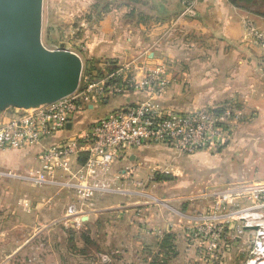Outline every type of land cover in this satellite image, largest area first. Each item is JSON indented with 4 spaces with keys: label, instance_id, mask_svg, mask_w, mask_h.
Listing matches in <instances>:
<instances>
[{
    "label": "crops",
    "instance_id": "0c3cea01",
    "mask_svg": "<svg viewBox=\"0 0 264 264\" xmlns=\"http://www.w3.org/2000/svg\"><path fill=\"white\" fill-rule=\"evenodd\" d=\"M183 1H115L88 36L87 56L97 59L101 70L123 64L137 81L144 78L146 68L161 66L168 88L160 103L172 111L238 103L242 114L255 118L252 126L256 133L243 136L259 138L258 163L264 178V44L251 40L245 28L251 20L264 34V4L261 9L253 7L259 0L241 5L229 0H198L195 15L182 16ZM126 10L135 12L127 17ZM139 13L146 15L145 22L138 19ZM144 99L145 93L135 90L108 95L39 145L0 149V207L16 221L13 228L0 230V250L12 252L6 256V264L12 257L25 258L31 250H36L34 258L28 257L31 264H213L209 258L215 255V247L191 234L193 227L204 222L201 212L209 210L211 201L207 197L186 198L179 194L186 189L174 188L193 184L190 179L178 177L177 172H193L195 161L205 156L203 151L183 154L165 144L131 149L128 157L116 161L110 170L115 184L123 190L89 200L79 228L66 216L74 193L62 183L82 166L79 157L86 155L72 156L67 167L54 171L52 182H33L39 187L32 194L38 206L28 215L25 211L26 184L21 179H32L42 168L43 149L62 144L97 118ZM10 117L7 110L0 112V121ZM127 167L129 170L124 172ZM156 168L171 176L149 184L153 194L161 195L159 199L131 194L136 181H146L145 175ZM11 186L17 187L18 194L9 192ZM12 200L11 207L8 202ZM32 215L37 219L33 231L26 223ZM228 230L224 264H234L240 255L246 258L243 245L250 233L246 229L234 242L229 239L234 231ZM90 245L98 248L97 256L87 249ZM165 254H169L167 260L162 259ZM104 255L109 257L107 262L103 261Z\"/></svg>",
    "mask_w": 264,
    "mask_h": 264
},
{
    "label": "built area",
    "instance_id": "2783aa9c",
    "mask_svg": "<svg viewBox=\"0 0 264 264\" xmlns=\"http://www.w3.org/2000/svg\"><path fill=\"white\" fill-rule=\"evenodd\" d=\"M197 2L184 0L182 16L195 15ZM245 28L251 40L264 44V34L253 21H247ZM127 71L125 65L118 64L98 77L94 70L86 73L83 62L80 82L74 92L39 106L14 107L12 112L8 111L10 119L0 121V149H29L64 130L89 105L108 95L130 90L145 93L144 100L97 118L79 135L40 153L42 168L31 179L39 185L52 182L54 171L67 167L70 157L86 155L82 166L62 183L74 193L66 216L73 219L72 223L78 228L83 226L84 206L89 200L96 195L123 190L115 184L110 170L116 161L126 159L131 149L165 144L183 154L218 152L230 144L241 120L242 113L236 108V102L194 111L167 109L160 103L168 88L161 66L146 68L141 81L129 76ZM119 79L121 82H116ZM128 170L129 167L124 172ZM243 191L248 194L251 205L239 214V218L244 221L243 228H252L256 233L253 253L257 255L246 264H264V183L248 186ZM221 233L222 227L213 223L197 225L191 230L192 235L211 243ZM108 259L107 255L103 256L104 262Z\"/></svg>",
    "mask_w": 264,
    "mask_h": 264
},
{
    "label": "rangeland",
    "instance_id": "374dc122",
    "mask_svg": "<svg viewBox=\"0 0 264 264\" xmlns=\"http://www.w3.org/2000/svg\"><path fill=\"white\" fill-rule=\"evenodd\" d=\"M115 1L122 2L125 0H43L41 41L44 47L50 51H54L59 49L62 44H65L67 49L81 57L86 67H99V61L97 59L87 56L86 41L88 36H91L95 31L100 16H103L107 8L115 5ZM261 5H263V0L256 2L253 7L262 9ZM134 12V10H126L125 13L127 17H129L130 13L133 14ZM138 19L145 22L146 15L139 13ZM110 67L113 66H109V68ZM116 82H121V79ZM6 106L7 111H13L14 107L11 104H6ZM236 108L241 111L238 103ZM240 115L241 120L233 133L230 144L220 149L218 152L203 151L205 156L195 161L193 172L188 170L177 172L178 177L180 175L185 181L190 179L193 181V184L191 186L174 187L176 190L186 189V191L179 193L186 198L192 197V199H196L198 197H207L206 199L211 201L209 210L206 211L205 209V211L200 212L202 216H204L202 218L204 221L202 224L213 223L218 225V227H222L220 237L216 238L212 243L211 241L208 242L211 245L215 244V255L213 257L210 256L211 259L209 258V262L212 260L213 264H224V250L227 247L226 232L229 231L228 229L234 231L233 234L229 236V239L234 242L245 233L246 229H249L243 228L244 221L239 218V214L251 205L248 194H246L243 189L248 186L264 183V178L260 176L261 169L258 163L259 138L256 136L249 138L243 136V134L249 132L253 134L256 133L255 126H252L253 119L255 118L244 114ZM247 127L250 128V131ZM156 169L157 170L152 169L150 174L148 173L145 175L148 178H146V181H140L142 184L136 181L137 184L132 186V192L130 191V193L138 194L144 199L149 196L157 198L161 196L160 194H153L149 188V184L152 180H156L157 177L164 175L163 169ZM21 181L26 184L25 197L27 196V199L25 202V211L28 215L33 210L34 206L36 208L38 206L32 194L35 193L34 189L39 187L34 185L33 181L27 177L21 179ZM17 190L16 186H11L9 188L11 194H18ZM13 201L14 200L11 201L12 204L8 202L11 207L13 206ZM21 204L23 205V203ZM15 205H20V202H16ZM1 209L3 208L0 207V230L7 227L13 228L12 225L14 224L13 221L16 222L15 219L7 217L5 212ZM36 220L37 219L33 215L32 217L26 218L27 227L32 226V231L37 226L35 225ZM232 225H234L233 228H226ZM247 232L250 234L243 245L246 248L245 254H247V256L241 259L240 255L237 261H233L234 264H246L249 259L252 260L257 257V255L253 253L256 233L252 228ZM74 247H76L75 244ZM87 249L91 251L92 256H97L96 252L99 251L97 247L91 246L90 249ZM11 253V251L0 250V264H2V262L6 264L8 261L6 256H9ZM35 254L36 250H31L25 258L22 257L19 260L14 257L11 258L10 256L11 261L8 264H31L28 257L34 258L36 256ZM168 256L169 254H167V257ZM167 257L165 254L162 256V259L167 260ZM216 258H218V261L215 263Z\"/></svg>",
    "mask_w": 264,
    "mask_h": 264
},
{
    "label": "water",
    "instance_id": "95a60500",
    "mask_svg": "<svg viewBox=\"0 0 264 264\" xmlns=\"http://www.w3.org/2000/svg\"><path fill=\"white\" fill-rule=\"evenodd\" d=\"M42 11L43 0H0V112L6 104L29 108L54 101L79 85L83 61L65 44L44 47Z\"/></svg>",
    "mask_w": 264,
    "mask_h": 264
},
{
    "label": "trees",
    "instance_id": "16d2710c",
    "mask_svg": "<svg viewBox=\"0 0 264 264\" xmlns=\"http://www.w3.org/2000/svg\"><path fill=\"white\" fill-rule=\"evenodd\" d=\"M229 1L231 3H233V4H236V5H241L242 3H244V4H253L255 2V0H229ZM263 4H264V0H263ZM89 67H86L85 66V72H91L92 70H94V71L97 72V76L98 77L101 76V75H103L106 71H111L112 69L115 68V66H113V67H110L109 69L101 70V69H98V67H96V68L95 67L94 68H91L92 66H89ZM86 159H87L86 156H80L79 157V161L81 163H84L86 161ZM170 177L171 176L162 175V176L157 177V179H159V180H161V179H170Z\"/></svg>",
    "mask_w": 264,
    "mask_h": 264
}]
</instances>
